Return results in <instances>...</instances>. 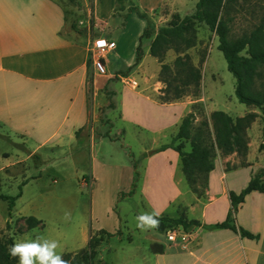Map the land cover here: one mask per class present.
<instances>
[{
  "label": "rangeland",
  "instance_id": "obj_1",
  "mask_svg": "<svg viewBox=\"0 0 264 264\" xmlns=\"http://www.w3.org/2000/svg\"><path fill=\"white\" fill-rule=\"evenodd\" d=\"M62 1L69 21V32L81 38L85 37L87 30L90 29L92 32L94 27L92 0H87L86 4H83V0ZM132 1L137 6V3ZM197 2L198 0H194L195 7ZM116 8L117 1L109 20L107 34L119 42V48L115 52L105 54L108 73L112 74L129 69L128 60L133 55L129 38L135 37L142 29V24H145L144 19L147 20L136 11L128 12ZM139 9L147 13L152 20L150 12L140 7ZM184 11L187 14H180L182 17L194 12L191 7ZM231 15L234 17L232 36L239 37L259 22L264 15V8L236 0ZM171 19L159 23L158 26L153 23L158 29ZM72 24H76L77 28L73 29ZM190 35L195 40L193 46L186 48L182 53L169 49L165 53L163 62L157 58L160 70L153 82L159 81L161 89L155 96L159 99L164 95L162 89L166 84L161 81L163 64L171 67L169 72L171 79H174L176 72L178 73L174 85L182 84L180 79L186 78V73H180L185 66L177 64V59L181 56L183 59L181 62L198 68L201 76L198 87L186 88L184 96L175 101L188 104L187 115L194 114V131L207 121L214 135L211 114L217 110L225 111L234 119L248 113L257 115L255 121L246 130V153L238 150L239 142H235V135L233 142L236 144V150L232 154L223 155L216 150L213 160L215 166L217 165V173L221 172L222 162L226 169L249 165H254L252 168L256 172L263 169L264 107L248 106L238 100L235 94L236 79L228 69L223 52L218 48V36L206 24L197 23ZM122 50L125 58L120 59L119 54ZM105 56L99 50L90 53L91 60L96 57L105 61ZM149 59V70H156L157 62L152 57ZM91 77L94 78L93 67ZM98 79L100 83L105 84L108 78L98 77ZM91 84L92 81L90 87ZM106 86L108 89L116 88L118 91V94L112 97L111 103L116 102L119 109L114 110L111 104L107 108L104 107L100 122L95 127L92 125L87 128L82 140L71 147L55 148V153L46 158V163L32 156L0 172V194L17 195L22 187V195L16 200L11 214L8 202L0 200V241L2 237L11 236L15 242L35 239L38 236L55 239L60 243L57 253L64 257L86 249L91 234L105 229L114 233V236L108 244L102 243L97 248L96 264H151L153 260L149 257L151 236L164 240L165 233L176 226L174 223L166 222L167 227L164 231L159 227L157 228L160 231L157 228L142 230L137 227L136 218L142 213H152L154 210L160 215L164 210H175L169 206V199L177 194L179 187H176L174 181L180 176L184 179L180 187L186 191L183 198L189 206L187 215L190 218H201L202 207H197L195 211L191 207L194 202L193 194L184 178L175 150H157L158 146L171 142L177 128L164 125L162 131L140 130L135 125L122 120L119 116L122 108L125 114H130L133 108H147L146 103L130 92L120 80H112L111 85ZM108 108L111 109L107 110ZM156 114L160 116H157L159 120L156 124H163L169 116H172L169 122L173 123L179 116V109L157 110ZM164 114L166 118H163ZM92 127L95 128V137L91 140L88 136L92 133ZM0 134L10 136L2 124H0ZM10 138L12 141L5 139V142L0 144L1 150L11 154L9 157L2 156L7 160L5 162L16 161L17 154H22V159L26 157L29 152L24 140L21 137ZM176 144L187 151L192 148L191 140L181 139ZM42 153L46 155V150H42ZM135 164L139 177L135 192L130 194L136 179ZM129 167H131L130 172ZM252 168L234 172L239 173L236 181H243L251 173ZM174 175L176 180H173ZM230 177L229 175L228 181ZM263 199L260 197L248 202L246 211V215L249 214L248 219L258 223L264 219ZM231 209L232 205L228 197H218L217 203H214L208 211V220L214 218L213 214L216 211L217 220H226ZM65 212L71 213V219L67 222L64 220ZM30 216L37 217L42 223L31 228L27 223V218ZM175 229L180 231L179 227Z\"/></svg>",
  "mask_w": 264,
  "mask_h": 264
},
{
  "label": "crops",
  "instance_id": "obj_2",
  "mask_svg": "<svg viewBox=\"0 0 264 264\" xmlns=\"http://www.w3.org/2000/svg\"><path fill=\"white\" fill-rule=\"evenodd\" d=\"M115 1L92 0L94 19L92 32L95 33L92 34L89 29L84 34L85 37L81 38L69 32V21L62 0H0V124L8 131L9 137H21L29 150V154L23 159L22 154H17L16 161L5 162L7 160L2 156L9 157L11 154L0 149V172L35 155H38L42 163H46V158L55 153V148L71 147L82 140L85 130L92 125L94 127L98 125L104 107L107 108L112 97L118 94L116 88L108 89L106 86L111 85L112 80H120L130 92L145 101L147 106L144 109L133 108L130 114H125L122 108L119 115L122 120L140 130L162 131L164 125H170L177 128L172 139L177 134L189 107L186 102H163L155 96L161 89L159 81L153 82L159 73L160 64L151 54L155 36L142 37L147 20L144 19L145 24H142V29L137 35L129 38L133 55L128 60V70H121L122 72L117 74L108 73V61L105 56L107 73L103 74L96 69L93 60L90 59L91 45L96 38L105 37L115 41L117 46L112 52L119 48V42L107 34L109 20L115 10ZM134 2L138 7L151 13L152 20L157 26L171 19L173 13L187 14L184 10L191 7L193 12L196 8L194 0H134ZM86 3L87 0H83V4ZM139 46L142 48L143 57L137 61ZM119 56L120 59L125 58L123 50ZM151 57L158 64L156 70H149ZM92 67L94 78L90 87ZM98 77L108 79L104 84L100 83ZM112 108L117 110L119 106L114 102ZM173 108L179 109V116L173 123L169 122L172 118L169 116L163 124H156L160 117L156 114L157 110ZM109 109L111 108L107 110ZM163 118H166V114ZM94 127L88 136L91 140L95 137ZM4 142L5 139L0 137V144ZM168 143L170 142L164 144ZM42 150H46V155ZM167 150L174 149L167 148L163 151ZM175 152L181 163L179 152L176 150ZM170 164L172 165V161ZM253 166L226 169L222 162L220 173H217V165L209 173L207 188L202 196L190 187L194 201L191 207L194 211L197 207H202L201 218H190L187 215L189 206L183 198L186 191L180 187L184 179L180 176L176 180L174 175L173 180H176L174 182L179 188L177 194L169 199V206L175 210H164L157 217L176 218L179 217L181 210L185 209L187 219H197L202 225L188 231L181 225L175 242L169 241L166 233L164 240L151 236V245L158 243L164 248L163 252H154L150 245L149 257L153 258L151 264H264V219L258 223L248 219L249 214L246 215L248 202L264 198V193L254 191L247 195L245 202L239 206L235 214V224L254 235H259V238L244 236L240 231L231 228L205 226L224 221L217 220V211L213 214L214 218L208 220L210 207L217 203L218 197L230 199L232 191L239 193L245 188L256 173ZM129 168L130 172L131 167ZM247 168H252L251 173L243 181H236L239 173L234 172ZM184 178L187 181L185 175ZM162 246H156V249L160 251Z\"/></svg>",
  "mask_w": 264,
  "mask_h": 264
},
{
  "label": "trees",
  "instance_id": "obj_3",
  "mask_svg": "<svg viewBox=\"0 0 264 264\" xmlns=\"http://www.w3.org/2000/svg\"><path fill=\"white\" fill-rule=\"evenodd\" d=\"M117 10H127L128 12L136 11L141 17L148 20V25L144 30L142 37H154L151 45V54L163 62L165 53L169 49H174L178 53L195 44L194 37L190 35L195 29L197 23L206 24L209 29L214 32L219 39L218 48L223 52L229 71L236 79L235 94L238 100L248 106L264 107V15L259 19V22L254 24L252 28L245 31L239 37L232 36V24L234 17L231 11L236 0H198L194 12L190 15L182 17L176 13L172 19L164 26L156 29L155 24L150 19L149 15L142 12L139 7L134 5L132 0H116ZM253 6L264 8V0H243ZM72 28L76 29V24H72ZM157 30V32H155ZM99 36V35H97ZM143 57L141 46L137 49V61ZM181 56L177 59V64L184 65L185 69L180 72L186 73L185 79H180L182 84L174 85V81L178 79L176 72L174 79H171L169 72L171 67L167 64L162 65L161 81L166 84L162 89L164 95L159 99L163 102H175L184 96L186 88L200 85V71L191 65L182 63ZM91 62V60H90ZM179 73V74H180ZM93 82V78L90 77ZM182 85V86H181ZM114 107V102L111 103ZM257 115L248 113L245 116L233 118L231 115L222 110L212 112L211 119L214 126V135L210 130L209 123L204 121L201 127L194 131V114L190 113L184 117L179 127L177 134L168 144L162 145L158 151L173 148L179 152L181 156L182 171L194 192L202 196L207 188L209 173L215 168L213 157L218 150L223 155H230L236 150L240 152L247 151L246 146V130L255 121ZM212 135V137H211ZM236 136L233 142V136ZM106 136H110L106 134ZM0 137L12 141L9 136L1 135ZM205 138V139H204ZM191 140L192 148L187 151L181 145H177L178 140ZM17 144V143H16ZM27 152L29 150L27 149ZM39 158L38 155H35ZM136 179L133 184V189L130 194L135 192L139 172L137 164H135ZM25 184V183H24ZM205 186V188H203ZM254 191L264 193V168L257 171L248 185L239 193L231 192L230 199L232 209L229 211L226 220L221 223L205 225L208 228H231L235 231H240L242 235L251 238H259V235H254L244 228H239L235 224V214L239 206L245 202L247 195ZM22 195V187L17 195L0 194V200L6 201L9 204L10 214L16 205V200ZM159 220V228L164 231L166 222L174 223L175 228L183 226L185 231L195 226H201L202 223L197 219H187L185 209H182L179 217H156ZM28 225L32 227L38 226L42 220L35 216L27 218ZM10 227V223H8ZM121 233V232H120ZM114 233L105 229L91 234L87 248L75 254H67L63 258L70 260L71 264H96L95 256L97 248L102 244H108ZM15 242L11 237H2L0 241V264H16L17 260L10 257L9 246ZM156 246H162L158 243H153L151 248L154 252H163L164 248L159 250Z\"/></svg>",
  "mask_w": 264,
  "mask_h": 264
},
{
  "label": "clouds",
  "instance_id": "obj_4",
  "mask_svg": "<svg viewBox=\"0 0 264 264\" xmlns=\"http://www.w3.org/2000/svg\"><path fill=\"white\" fill-rule=\"evenodd\" d=\"M160 213L155 210L152 213H142L137 216V227L143 229L156 228ZM71 219V213L65 212L64 220ZM60 243L55 239L36 237L35 239L20 240L9 246V255L17 260V264H71L61 254L57 253Z\"/></svg>",
  "mask_w": 264,
  "mask_h": 264
},
{
  "label": "built area",
  "instance_id": "obj_5",
  "mask_svg": "<svg viewBox=\"0 0 264 264\" xmlns=\"http://www.w3.org/2000/svg\"><path fill=\"white\" fill-rule=\"evenodd\" d=\"M117 44L115 41H111L105 37H99L96 38L91 45V51H96L99 50L100 52H102L105 56L106 53H111L112 51L115 50ZM93 64L96 67V69L100 72V73H107V68H106V64L103 58H93ZM178 233L179 230L178 229H170L167 232V238L169 241L171 242H175L177 240L178 237Z\"/></svg>",
  "mask_w": 264,
  "mask_h": 264
}]
</instances>
